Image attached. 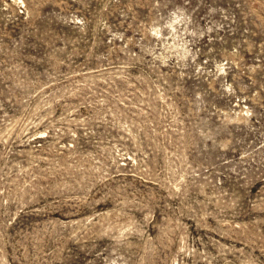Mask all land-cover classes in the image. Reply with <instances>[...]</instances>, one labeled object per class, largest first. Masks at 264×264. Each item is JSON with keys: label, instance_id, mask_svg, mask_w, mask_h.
Returning <instances> with one entry per match:
<instances>
[{"label": "rangeland", "instance_id": "374dc122", "mask_svg": "<svg viewBox=\"0 0 264 264\" xmlns=\"http://www.w3.org/2000/svg\"><path fill=\"white\" fill-rule=\"evenodd\" d=\"M0 264H264V0H0Z\"/></svg>", "mask_w": 264, "mask_h": 264}]
</instances>
